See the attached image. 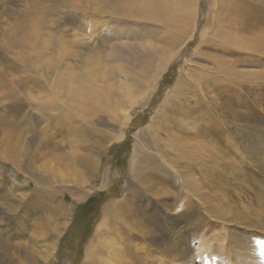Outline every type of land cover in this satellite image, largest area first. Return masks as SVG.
<instances>
[{"label":"rangeland","instance_id":"rangeland-1","mask_svg":"<svg viewBox=\"0 0 264 264\" xmlns=\"http://www.w3.org/2000/svg\"><path fill=\"white\" fill-rule=\"evenodd\" d=\"M73 1L76 0H0V232H9L6 225L12 221L13 227L21 232L20 239L27 243L26 247H21L20 254L26 257L24 252L32 248L39 264H81L102 220L104 208L112 200H121L131 181L139 187L137 189L141 191V197L136 199L135 196L138 197L139 194H136L135 188L128 186L127 200L119 204L118 210L135 205L146 211L148 216L140 215L139 220L147 223L146 227L151 231L149 237L140 243L141 250L136 249L140 256L139 261L134 260L133 264H141L140 260L145 264H238L237 262L243 261L244 264H251L241 254L242 249L250 251L256 246L254 243L264 244V229L261 228V223L264 222L262 85L256 87L259 90L249 92L247 97L235 90H232L230 96L227 95L232 102L237 98H244L242 102L247 104L238 107L233 103L235 112L243 116L228 119V123L236 131H224L218 140L216 150L221 154L216 158L218 168L213 178L216 184V206L208 202L212 198L205 200L199 196L201 192L204 194L203 185L200 186V192L190 188L188 183L191 177H185L193 169L191 163L179 160L174 170V166L169 164L171 162L168 156L165 157L166 161L160 160L163 155H159L154 147L152 149L145 134L147 126L152 124L151 117L162 108L164 100H175L174 97H167L169 93L176 90L177 95H187L191 91L186 85L185 77L195 76L202 80L215 73L213 69L207 72L206 69L212 65L202 63L194 52L197 50L202 54H214L211 52L212 47L209 49L208 46L200 45L199 31L201 33L202 30L209 29V38L216 39L213 31L217 27L220 12L229 16L232 14L229 7L223 1L221 10V0H119L120 9L127 3L133 4L129 9L131 13L125 17L106 13L113 8L112 2L90 3V0H82L72 8ZM235 2L241 4L239 9H247L254 15L261 10L255 8L259 7L255 1V5L251 2L249 6L248 0ZM261 16V23H264L263 15ZM257 19L258 17L251 21L257 24ZM196 22L199 31L193 32L191 26ZM249 25L252 26V23ZM34 29L38 30V37H35L38 40L36 52L42 57L38 60L40 64L36 65L40 71L35 68L36 71L31 70L30 65L20 63V58H16L18 49L25 51L23 45L28 36L32 38ZM114 29L124 30L125 38L115 35L112 38L110 34ZM191 35L194 37L192 40ZM38 47L41 48V53L38 52ZM153 48L156 55L150 51ZM74 55L77 56L73 57ZM219 57L222 59V54ZM241 58L245 61L239 68L259 71L247 66L250 56ZM25 59L28 60V55ZM86 59L96 65L101 61V68L106 62L111 69L109 72H113L104 75L110 78L107 82L110 85L106 87L112 89L110 93H106L103 101L105 107L98 112L93 111L94 116L86 115L84 110L78 111L71 99L70 102L66 101L69 100L66 94L56 85L60 77L58 71L62 73L67 64ZM53 63L55 68L49 69L46 66ZM158 65L159 68L165 65L159 74ZM75 67H79V64ZM76 70L79 71L73 68V72ZM125 73L133 75L141 84L142 81H146L145 84L152 80L144 98L141 97L143 93L138 91L129 94L128 98L119 97L120 89L125 87L121 84ZM145 86L147 84L143 90L147 89ZM189 93L187 97L193 98V101L190 102L192 105H187L193 108L194 98L201 93L199 89ZM109 98L116 110L110 108ZM119 98L130 105L137 101L127 123L123 122L121 116L125 112L119 108ZM138 133H142L139 139L143 143L138 148L139 151L156 161L159 168H150L144 173L139 169L140 175L133 180L130 176V163L134 158V149L138 147L135 146ZM121 134H124L122 138ZM227 135L229 139L224 141L223 138L227 139ZM4 140L8 146L5 151L8 150V154L16 155L18 159L21 156L19 152L26 150L25 155L21 156L24 165L22 170L2 157ZM18 148H22L21 151ZM73 155L89 157L90 167L77 164L70 166L69 159ZM138 164L139 162L135 164L137 168ZM153 166L156 167L154 164ZM182 174L185 176L179 180ZM196 176L201 178L198 174L193 177ZM42 192L56 193V202L48 206L52 205L57 211L55 216L52 214L54 221L60 220L62 224L54 239L56 246L50 262L47 261L50 251L47 249L45 253V241H42H49L48 235L43 236L47 227L37 229L43 233L40 235L43 237L40 239L38 236L36 240L30 224L34 219L40 225L48 224L44 220L46 215H41L35 209L24 210L22 206L16 215L21 217L22 223L27 222V227L21 228L22 225H15V213L7 211L11 209L9 206L28 205L30 202V205H34L35 195ZM214 194L211 196L214 197ZM134 199L136 202L131 205L130 201ZM148 201L158 206L165 204L171 210H166L168 215L162 213L161 221L158 222L159 216L155 215L153 208L147 207ZM173 205L176 208H172ZM214 208L216 209L212 211ZM64 209H68L69 219ZM31 237L34 240H30ZM104 237L99 232L93 255L103 250ZM129 239L133 241L132 238ZM127 241L125 242H132ZM33 243H37V246ZM122 248L123 245L113 236L107 237L105 250L116 251V255H119L118 249ZM261 249H264V245ZM23 255L20 257L25 262ZM0 258L3 260L1 251ZM24 262L21 264H26ZM126 262L132 264L130 261Z\"/></svg>","mask_w":264,"mask_h":264},{"label":"bare ground","instance_id":"bare-ground-1","mask_svg":"<svg viewBox=\"0 0 264 264\" xmlns=\"http://www.w3.org/2000/svg\"><path fill=\"white\" fill-rule=\"evenodd\" d=\"M81 1L82 0L73 1L72 8H75L73 6L77 3H80ZM92 1H104L107 3L112 2L113 8H111L109 12H106L110 16L123 15L125 17H128L129 13H131L129 9L130 7L133 6V4L127 3L124 5L122 9H120L119 4H118L119 0H90V3ZM223 1H224L225 6L227 5L229 7V10L231 11L232 14L227 16V15H223L222 11L220 12L221 15L218 18L217 27H215L213 31V36L216 39L211 40V38H209L210 37L209 32H208L209 29H207V31H204L202 30L203 29L202 28L201 29L202 31L200 33L197 22L193 23L191 26L193 27V32H196L197 30L199 31L200 38H201L200 45L208 46L209 49L210 47H212L211 52L214 53V54L208 55L204 53L202 54L200 53V51L197 52L196 50L194 52L195 55L199 56V60L202 63L204 62L206 64L212 65V67L206 69L207 72H210L209 70L213 69L215 73L208 75L207 78L205 79L203 78L202 80L199 77H195V76L185 77L184 80L186 82V85L191 90V91H188V93L186 94L189 95L190 94L189 92H195V90L197 91L198 89L201 93L200 96L194 98V107L190 108L187 105V103H190L191 101H193V98L187 97V95L185 94L177 95L176 90L172 91L171 93L167 95V97H174L175 100L176 99L177 100L167 101V99H165L164 103H162V108L153 117H151L152 124L150 123L151 125L147 126L148 128L145 131V134L148 136L147 138L149 139L148 141L149 144H152V149L154 147L155 150L156 149L158 150L159 155H163L164 158L161 157L160 160L166 161L165 157L168 156L171 162L169 164L171 166L172 165L174 166V170H176V163L179 164V160H181L184 163L185 162L191 163V165L193 166L191 167L193 169L189 172L188 175H186L187 177H185L188 179L191 177L190 182L188 183L190 188H192L196 192L197 191L200 192L201 191L200 186L203 185L204 194L203 192H201L199 193V196L203 197L205 200H210L212 198L213 202L212 201H208V202L214 203L212 204L214 206H216V196L214 194L216 191V184L214 183L213 178L217 174V168H218V167L216 168L215 161H216V158L219 157V155L221 154L219 151L216 150L218 147V143H219L218 140L221 138L220 134L222 132L236 131V128L234 130V127L231 126L230 123H228L227 121L228 119L234 118V117H237L238 119L239 117L243 116V114H238V112H235L236 108L233 109L234 108L233 103L236 104L238 107H242V106L244 107V105L247 104V103L242 102L244 101V98L242 99L237 98L234 102H232L231 101L232 99L230 97L228 98L227 95H229L232 92V90H235L237 92H240V94L241 93L245 94L247 97L249 92L259 90L260 88L259 87L256 88V87L261 86V85L263 88L261 90H264V30H263L264 23H261L262 21L261 15H263V18H264V8L262 6L264 5V0H248L249 4L247 6H249L251 2L255 1L256 4L259 5V7H255V8L261 9L259 13H256L255 15L250 13L249 10L247 9H239L238 7L241 4L240 3L239 5L236 4L235 0H221L220 9L223 8L222 6ZM245 1L246 0H244V2ZM87 2L89 1L87 0ZM230 2L232 3L228 5ZM255 2L253 3L254 5H255ZM81 5L84 7L83 4ZM257 17H258L257 20L259 22L255 24L252 21H255ZM247 22L252 23V26H250L249 23ZM36 32H38V30L34 29V32H32L31 34L33 39L28 36L29 42L26 39V42H25L26 44L23 45L24 47L23 49H25V51L22 49H18L17 51L15 49V51L17 52L16 58H20L19 59L20 63H23L25 65H30L29 67L31 68V70L35 68L36 70L40 71V69L36 67V65L38 66L40 64L38 63V60L42 58V57H39L40 54L36 52V49L38 46L37 45L38 40L35 39V37L37 36ZM113 35L119 36V38H125L124 30L122 29L112 30L110 36L113 38L114 37ZM193 38H194L193 35H191L190 40H192ZM9 45L10 44L8 43V47ZM40 49L38 50L39 53H41ZM22 51L25 53H23ZM150 51L153 55H156V50L154 48ZM219 54H222V57H221L222 59H220ZM27 55H28V60L25 59ZM246 55L250 56V60L248 62L249 64L247 66L257 68L259 69V71L254 72L253 70L249 71L248 69L239 68L244 65L243 63L245 61L241 57L246 56ZM76 56L77 55H74L73 57H76ZM32 58H35V59L32 60ZM5 60L4 62H6ZM170 60H172V58ZM100 62L96 65L93 62H91V60L87 61L86 59V60L76 62L74 64H69V65L67 64L62 73L61 72L59 73L58 71V74H60V77L58 78L56 85L58 86L59 90H62L66 94V98L69 99L66 101L70 102V99H71L72 101L71 103H73L76 106V109H78V111L82 112V110H84L86 115L90 114L89 116H94L95 115L94 112H98L99 109L105 107V104L103 103V101L105 100V96L107 95L106 93L107 92L110 93V90L112 89V87L111 89L106 87L110 85V83L109 84L107 83L110 81V78H108L107 76L104 77V75L105 74L110 75V74H113V72L111 73L109 72L111 71V69H109V65H106V62L103 63V68H101ZM18 63L16 62V64ZM54 63L53 65L48 64L46 66L49 69L55 68ZM32 64H34V66ZM77 64H79V67H75V65ZM165 65H163L162 68L161 67L159 68V65H158L157 67L159 69L158 74L163 71ZM58 67H60V65ZM73 68L79 69V71L76 70L75 72H73ZM56 69L55 71H57ZM188 70H190V68ZM24 71H25V68H24ZM68 71H69V74H68ZM184 73H185V69H184ZM27 75L29 74L27 73ZM144 82L146 81H142V84H143L142 85L141 82L137 81L136 78H134V76L131 75L130 73L123 74V81L121 82V84H124L125 87L122 90L120 89L118 93L119 97H123V99L128 98L127 96L129 94L138 91V92L143 93L141 97L144 98L146 94H148V88H150L149 86L152 83V80L145 84ZM146 84L147 86L145 87L147 89L143 90L144 85ZM234 96H237V95H234ZM253 97L256 98V96L254 95ZM123 99L119 98V102H120L119 108H122L123 109L122 111L125 112L121 116H122L123 122L127 123L131 116L130 115L131 109L133 108V105L137 104V101L131 102L132 105H130L128 103H125ZM108 103L110 104V108H113V110H116L115 106L111 103L110 98L108 100ZM262 103L264 104V102ZM190 104L192 105V103ZM259 104L260 103H258V105ZM256 110L258 112V109ZM259 110H260V107H259ZM245 117L247 116H244V118ZM238 121L236 122L240 123ZM231 124L234 125L233 122ZM141 134L142 133H138V136L136 135L137 142L135 146H138V147H135L134 155H133L134 158H132L133 160L130 163V176L133 180L137 175L138 176L140 175L139 174L140 172H138L139 169L144 173L145 170H148L150 168L152 169L159 168L156 164V161L151 160V158L148 155L146 154L143 155V153L139 151L140 149L138 148L141 147V145L143 144V143H140V139H139V135ZM123 136L124 134L120 135L121 138ZM223 139L224 141L225 140L227 141L229 139V135H227V139L226 137H224ZM2 145H3L2 147L3 152L1 154L2 157H4L5 160L11 162L15 166V168L17 169L19 168L22 170L24 168V165H22L21 156L25 155L26 150L21 151L22 148L21 149L18 148L19 151H21V153L18 151L19 155L21 154L20 156L21 159L19 158L20 159L19 160L16 157V155H11L10 153L8 154V150L7 152L5 151V149L8 147L7 142H5V140ZM69 161L71 162L69 163L70 166H73V165L76 166L77 164L82 167L83 166L90 167L89 157L87 156L78 157L77 155H73L69 159ZM136 162H139L138 168L135 165ZM153 164L156 167H154ZM196 174L201 176V178H197V176L194 178L193 176H195ZM184 176L185 175L182 174V177L178 179L182 180ZM128 186L130 188L132 187V189L135 188L136 194H139L138 197L137 195L135 196L136 199L141 197L140 195L141 191L138 190L139 187H136L134 183H132L131 181L128 182V185L126 187L127 189H128ZM127 189L125 190L126 193L124 194V197L121 200H118V199L112 200L104 208L102 220L99 223L98 228L96 229V232L94 234V239H92L89 247L87 248L86 258L81 264H118V263L126 264L127 263L126 261H130L133 264L134 260L136 262L137 260L139 261L138 257L140 255L138 256L137 254L139 252L138 250L139 249L141 250V248H139V245H141L140 243H143L149 237V235L151 234V231L147 229L146 227V225H148L147 223H143L141 222V220H139L140 215L146 216V217L148 216L146 211L138 209L137 207H135V205L134 207L126 206V208H123V209L120 208L118 210L119 204L127 200V195H128ZM213 194H214V197L211 196ZM42 195H45V196H42ZM55 195L54 193L48 194V193L42 192L38 196L35 195L36 201L34 205L32 204L30 205L31 202L28 205L21 204L17 207L8 205L11 209H7L8 212L15 213V216H14L15 225L16 226L22 225L21 228L27 227V222L23 221L22 223L21 217L16 215L17 211L22 206L24 207V210L27 209L31 211L32 209H35V210H38L41 215L43 216L46 215L44 220L48 224L40 225L41 223H39L38 220L35 221V219L32 220V222L30 221L31 222L30 224H32L31 226H33L32 232L36 234V235L34 234L35 239L38 236H39L38 238L42 239V237L46 234V236L48 235L47 236L48 240L51 241L49 242L46 239L42 240V241H45L44 242L45 253L48 250L50 251V257L47 258L48 262H50L49 259L54 255V252H52V251H55V246H56V242L54 241V239L57 238L60 227H62V224L59 222L60 220L56 221L55 219L54 221V218H53L57 211H55V208L53 209L52 205L48 206V204H53L54 202H56L57 197ZM130 202L132 205L136 201L134 199L133 201L131 200ZM147 207H151L154 209V212H156L155 215L157 214L159 216V218L157 219L158 222L161 221V218L163 216L162 213H165L168 215V212L166 210L168 209L171 210L170 207L166 206L165 204H161L160 206H158L157 204H153L152 202H149V201L147 202ZM172 208H176V207L173 205ZM215 209L216 208L212 209V211H214ZM66 211L68 213L66 214V217L68 218L70 213L68 209H66ZM31 213L32 212H30V214ZM34 213H37V212H34ZM50 216L51 217L53 216L52 217L53 219ZM13 226H14V223L12 221H10L6 225V229H8L9 232L13 233L12 235L8 234L9 232L7 233L0 232V251L2 252V255H3V260L0 258V262H3V264H21V262H24V258L20 257V255H23L22 253L20 254V250H21V247L27 243L24 240L20 239L21 232H19L17 228ZM41 227L42 229L44 227H47L43 231L44 234L41 233L40 231H37V229L38 228L40 229ZM261 228L264 229L263 221L261 223ZM99 232H102L105 235V237L103 238V242H102L103 250L101 252H98L97 255H93V253L95 252V250L93 251V247L95 245V240L97 236L99 235ZM41 234H43V236L40 237ZM110 236H113L114 239L118 243L123 245L122 249H118V252L120 253L119 255H116V251L111 252V251L105 250V248L107 247V237H110ZM12 238H14L16 241L12 240ZM129 238H132L133 241ZM31 239H33V237H31L30 240ZM127 240H130L133 243L132 242L126 243L128 242ZM33 244L37 246V243H33ZM254 244H256V246H254L250 251L243 248L241 251V254L245 256L244 258L246 260H250L251 264H264V249H261V246H263L264 244H261L260 242L254 243ZM136 249H138L137 252H136ZM134 251L136 252L135 254H134ZM34 252L32 251V248L24 252L26 253V257L23 255L25 257L26 264H28L27 262H29V264H39L37 258L35 257L36 255ZM112 254L114 255L111 258ZM102 257L104 261L102 260ZM140 261H141V264H145L144 261L142 260ZM237 263L244 264L245 262L243 261V262H237Z\"/></svg>","mask_w":264,"mask_h":264}]
</instances>
